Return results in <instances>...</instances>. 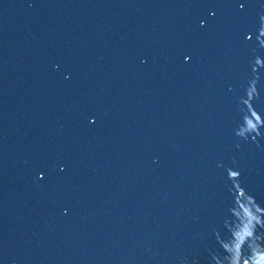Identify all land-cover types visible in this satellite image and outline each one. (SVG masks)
<instances>
[{
    "label": "water",
    "instance_id": "1",
    "mask_svg": "<svg viewBox=\"0 0 264 264\" xmlns=\"http://www.w3.org/2000/svg\"><path fill=\"white\" fill-rule=\"evenodd\" d=\"M245 260L264 0H0V264Z\"/></svg>",
    "mask_w": 264,
    "mask_h": 264
},
{
    "label": "snow or ice",
    "instance_id": "2",
    "mask_svg": "<svg viewBox=\"0 0 264 264\" xmlns=\"http://www.w3.org/2000/svg\"><path fill=\"white\" fill-rule=\"evenodd\" d=\"M241 7H243V4H241ZM248 39H251V36L248 37ZM233 175H237L236 172H233ZM41 179H43V177H41ZM244 264H247V261L245 260Z\"/></svg>",
    "mask_w": 264,
    "mask_h": 264
},
{
    "label": "clouds",
    "instance_id": "3",
    "mask_svg": "<svg viewBox=\"0 0 264 264\" xmlns=\"http://www.w3.org/2000/svg\"><path fill=\"white\" fill-rule=\"evenodd\" d=\"M260 264H264V261H261Z\"/></svg>",
    "mask_w": 264,
    "mask_h": 264
}]
</instances>
